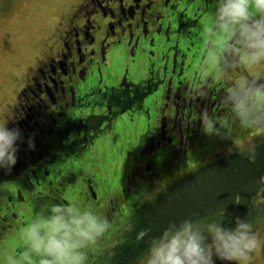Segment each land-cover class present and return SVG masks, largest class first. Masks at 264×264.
Here are the masks:
<instances>
[{
	"label": "flooded vegetation",
	"instance_id": "obj_1",
	"mask_svg": "<svg viewBox=\"0 0 264 264\" xmlns=\"http://www.w3.org/2000/svg\"><path fill=\"white\" fill-rule=\"evenodd\" d=\"M179 1L76 0L63 12L54 27V38L48 37L47 48L35 55L16 96L0 115V121H8L10 129L21 131L17 163L10 171L0 168V222L20 215V210L26 213L21 204L24 186L42 193L44 200L57 187L59 175L48 163L57 158L60 149L52 152L46 147L57 145L58 133L65 132L71 142L84 136L81 146L86 147L95 140L93 136L118 124L131 129L148 125L141 143L131 145L127 179L117 188V199H128L140 177L147 185L163 183L164 175L170 174L167 170H174L182 158H190L192 149L203 140L201 133L206 134L201 114L206 111L215 118L225 109L221 100L229 81L218 82L206 96L191 94L192 78L199 75L204 48L199 57L189 56L188 62L184 49L196 42L204 47L202 27L191 40L188 38L189 24L200 23L202 14L189 9L195 0H185L183 9ZM126 64L131 67V79L128 71H119ZM247 71L237 68L230 75L234 79ZM253 71L264 72V67ZM140 74V81L132 82L134 75ZM109 79L114 83L109 84ZM136 105L142 112L129 126L121 116ZM29 141L35 147H45L30 148ZM36 156L41 160L35 161ZM10 179L18 186L10 184ZM86 187L93 193L89 194L91 200L98 204L93 184ZM12 191L18 199L16 210L10 205L14 203ZM13 224L3 227L8 229Z\"/></svg>",
	"mask_w": 264,
	"mask_h": 264
},
{
	"label": "clouds",
	"instance_id": "obj_2",
	"mask_svg": "<svg viewBox=\"0 0 264 264\" xmlns=\"http://www.w3.org/2000/svg\"><path fill=\"white\" fill-rule=\"evenodd\" d=\"M204 59L192 78L191 94L206 96L218 82L229 81L221 103L242 128L264 129V0H215V11L202 24ZM237 68L247 69L234 78ZM202 129L220 134L226 124L206 111ZM0 121V168L17 163L21 131ZM29 147L34 148L29 141ZM239 203V202H237ZM226 205L209 221L186 218L170 222L153 237L141 264H251L262 247V236L247 218L237 216L225 226ZM231 223V220H229ZM109 219L90 206L50 203L35 213L18 232L20 248L3 255L2 264H89V254L109 232Z\"/></svg>",
	"mask_w": 264,
	"mask_h": 264
},
{
	"label": "rangeland",
	"instance_id": "obj_3",
	"mask_svg": "<svg viewBox=\"0 0 264 264\" xmlns=\"http://www.w3.org/2000/svg\"><path fill=\"white\" fill-rule=\"evenodd\" d=\"M74 1L76 0H0V115L7 111L8 102H12L16 96L18 87L23 82L22 77L28 73V66L34 62L35 55H41L47 48L45 41L48 37L54 38V27L57 20L64 14L63 12L71 9V3ZM193 3H196L195 7L192 6ZM193 3L191 6L189 5V9L197 11V14H202V17L197 25L192 27L189 24V40L193 38L196 29L203 27L202 24L206 23L212 12L215 11V0H195ZM178 5L183 9V6L186 5L185 0L179 1ZM196 44L197 42L191 44L190 47L188 45V50L184 49L186 62L192 54L196 57L201 55L204 47ZM130 69L131 67L126 64L122 65L119 71L121 73L124 70L128 71V78L131 79L133 73ZM141 78V74L140 76L134 75L132 82H138ZM113 81L109 79L108 83L112 84ZM140 112H142L140 106H133L124 112L121 119L131 126ZM215 115V119L224 122L227 129H222L220 134L213 135L204 134L201 131L200 137L203 140L192 149L190 158L185 160L182 158V163L174 170H167L170 174L164 175L163 183L153 186L148 183L149 187L147 188L144 186L145 178L140 177L138 184L136 183L133 187L135 189L132 194L126 200L117 199L115 194L118 191L117 188L127 179L126 166L128 158L131 157V145L136 146L141 143L142 134H146L149 130L148 125L135 124L137 129H133L134 126L131 129L118 124L112 130H105L98 136H93L95 140L83 150L80 149L81 144L85 142L84 136L79 137L76 142H71L68 141L69 138L65 132H62V134L58 133L56 146L46 147L52 152L58 148L64 150L56 154L57 158L54 161L48 163V166L59 177L57 187L46 200L51 203L74 202L80 206H90L106 216L109 221H114L111 223L112 227L109 232L98 242L96 249L90 252L89 264H111L113 246L125 239V235L131 227L130 219L135 208L155 197L167 184L200 164L220 157L231 150L252 147L257 139L264 137V129L240 127L238 122L232 119L227 109L220 110ZM40 160L41 158L36 156L35 161ZM84 163L86 164L83 165ZM168 168H172V166H168ZM88 183L93 184L98 194V204L94 203L89 196L93 193L90 187H86ZM10 184L18 186L16 180L10 179ZM262 188H264V184ZM11 190L15 191V188L11 187ZM13 191L11 201L14 203L10 205L13 204L16 210L18 199ZM22 196L21 204L26 213L23 214L20 210V215L15 214L11 220L5 221L4 224L0 222V264H2L5 253L13 248H20L17 235L19 230L30 221L35 213L48 204L42 193L39 194L36 190L33 192L27 186L22 188ZM110 198H114L113 203L112 199L109 200ZM27 206L29 207L27 208ZM106 208H109V211L105 212ZM11 222L14 223L13 227L9 226L8 229L3 227ZM251 223L254 230L262 236V247L258 253L253 255L251 264H264V214L255 218ZM145 252L131 264H141ZM215 259L216 264H238L235 261Z\"/></svg>",
	"mask_w": 264,
	"mask_h": 264
},
{
	"label": "trees",
	"instance_id": "obj_4",
	"mask_svg": "<svg viewBox=\"0 0 264 264\" xmlns=\"http://www.w3.org/2000/svg\"><path fill=\"white\" fill-rule=\"evenodd\" d=\"M263 184L264 137H261L252 147L229 151L182 174L136 207L125 239L113 246L110 263L131 264L170 222L186 218L207 222L225 205V226L234 227L237 216L248 217L252 222L264 214Z\"/></svg>",
	"mask_w": 264,
	"mask_h": 264
}]
</instances>
